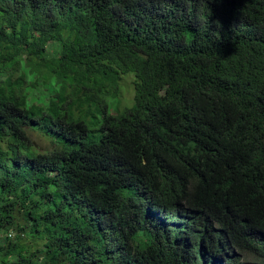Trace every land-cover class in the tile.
I'll return each instance as SVG.
<instances>
[{
	"label": "trees",
	"instance_id": "obj_1",
	"mask_svg": "<svg viewBox=\"0 0 264 264\" xmlns=\"http://www.w3.org/2000/svg\"><path fill=\"white\" fill-rule=\"evenodd\" d=\"M0 264H264V0H0Z\"/></svg>",
	"mask_w": 264,
	"mask_h": 264
},
{
	"label": "rangeland",
	"instance_id": "obj_2",
	"mask_svg": "<svg viewBox=\"0 0 264 264\" xmlns=\"http://www.w3.org/2000/svg\"><path fill=\"white\" fill-rule=\"evenodd\" d=\"M54 51L53 45L49 46L48 48V53H52ZM134 81L135 78L133 74L131 75H126L123 77V80L121 81V97H118V99L113 98V97H108L106 99V103L108 106V112L112 114L116 113H123L125 111V108L127 106H131L133 103L134 99ZM49 91V90H48ZM47 87H44L43 85L40 86L39 91H37V96L38 97H44L45 99L48 98V92ZM120 100L122 103H120ZM102 111V108H101ZM98 118L102 120L103 115L100 116L98 115ZM94 119L90 118L87 122L89 125L92 126L90 122H93ZM29 138L33 144V147L35 150L38 152H50L56 148V144L53 141V138L47 136L44 134L42 131L38 129H33V128H28L27 130ZM21 223H24V221L21 219ZM16 232H13L12 235L13 237L16 235ZM28 241L33 247H37L40 245V242L36 241L33 239L31 236L28 237Z\"/></svg>",
	"mask_w": 264,
	"mask_h": 264
}]
</instances>
